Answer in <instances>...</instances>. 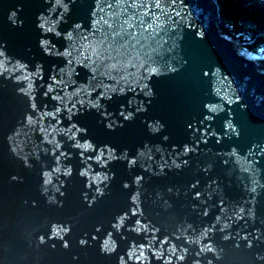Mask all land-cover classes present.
<instances>
[{"label":"water","instance_id":"1","mask_svg":"<svg viewBox=\"0 0 264 264\" xmlns=\"http://www.w3.org/2000/svg\"><path fill=\"white\" fill-rule=\"evenodd\" d=\"M218 22L0 0V264H264V73Z\"/></svg>","mask_w":264,"mask_h":264},{"label":"trees","instance_id":"2","mask_svg":"<svg viewBox=\"0 0 264 264\" xmlns=\"http://www.w3.org/2000/svg\"><path fill=\"white\" fill-rule=\"evenodd\" d=\"M221 10L220 29L264 73V0H216Z\"/></svg>","mask_w":264,"mask_h":264},{"label":"bare ground","instance_id":"3","mask_svg":"<svg viewBox=\"0 0 264 264\" xmlns=\"http://www.w3.org/2000/svg\"><path fill=\"white\" fill-rule=\"evenodd\" d=\"M217 27H218L219 31L222 32L220 29V23L219 22L217 23Z\"/></svg>","mask_w":264,"mask_h":264}]
</instances>
